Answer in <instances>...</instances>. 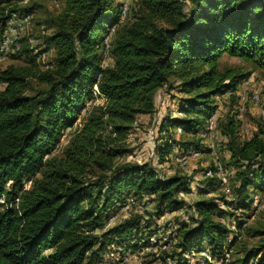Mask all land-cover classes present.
Segmentation results:
<instances>
[{
    "label": "trees",
    "instance_id": "16d2710c",
    "mask_svg": "<svg viewBox=\"0 0 264 264\" xmlns=\"http://www.w3.org/2000/svg\"><path fill=\"white\" fill-rule=\"evenodd\" d=\"M62 2L50 17L53 31L45 47H35L40 48L35 53L22 45V37L12 57L25 56L24 64L0 70V264H101L112 243L139 236L142 223L148 228L153 217L183 208L187 202L179 195L190 192L191 175L162 178L149 162L118 161L133 151L128 135L138 116L155 113L156 93L163 87L185 95L178 98L181 116L166 112L157 131L175 129L189 137L161 140L155 153L162 164L174 144L181 151L204 147L198 133L217 107L213 98L234 92L248 77L239 68L219 70L223 54L264 73V0ZM27 4L0 0V32L12 13L29 11ZM110 27L115 32L100 44ZM49 48L55 52L54 63L41 69L36 60ZM105 53L112 65L102 66ZM94 85L104 102L92 106L72 129L94 96ZM223 116L221 133L236 186L227 194L231 200L209 195L187 205L193 212L191 224L179 225L169 255L185 258L184 264L206 249L224 263L225 250L231 256L238 239L229 238L231 231L215 217L238 214L241 227L253 197L264 194L263 127L241 139L234 114L226 112L218 116L214 133ZM67 129L72 132L61 154H52ZM211 168L215 175L217 168ZM214 175L203 179L208 193L220 183ZM127 193L138 199L148 196L154 210L147 219L133 213L102 229L108 209ZM221 202L232 211H224ZM258 234L264 231L253 232ZM245 252L233 264H253L255 259L264 264V242Z\"/></svg>",
    "mask_w": 264,
    "mask_h": 264
},
{
    "label": "rangeland",
    "instance_id": "374dc122",
    "mask_svg": "<svg viewBox=\"0 0 264 264\" xmlns=\"http://www.w3.org/2000/svg\"><path fill=\"white\" fill-rule=\"evenodd\" d=\"M113 1L114 3L124 5L128 4L131 0ZM27 3V5H29L27 7L29 11H24L23 8L19 9L16 13L19 17L27 14L30 15L29 21L22 33V45H28V48L40 46V48L43 49L45 47L43 45L44 40L53 31L50 17L62 9L63 2L62 0H29ZM123 20L124 19L121 18L119 23L123 24V22H125V20ZM105 29L106 32L102 33L100 36V39H102L100 44L109 41L116 27ZM42 51L44 52L41 53L36 61L41 69L50 68L54 63L53 59L55 52L52 48L47 49V51ZM24 62L25 56L23 55L10 56L0 63V70L4 69L9 64L17 65L24 64ZM112 64L113 59L105 53L102 66H109ZM230 67L242 69L243 72H248L249 75L236 86L232 94L227 96V93L231 92L228 91L222 96H215L213 98L217 107L207 117L204 127L205 130L203 129L198 133L204 146L201 150L189 148V150L181 151L180 148L174 144L168 159L162 164L157 163L155 146L161 142V140L165 139L167 136L182 140H186L189 137L186 135L180 136V132L175 129L162 134H159L157 131L160 120L166 112L171 115L181 116L178 112L180 107L178 98L185 96L180 93L177 88L168 90L163 87L156 93L155 113L152 115H139L128 135V142L132 145L133 151L126 156L118 158V161L122 162L129 160L138 163L149 162L157 169L159 177L162 178H167L173 174L191 175L194 180L191 183L190 192L179 195V197L186 200L187 205L194 200L209 197V195H215L216 197L224 195L231 200V196L227 194H230L232 188L236 186V180L234 167L228 163L229 153L224 146L225 139L221 133V127L225 119L224 116L221 118V122L219 121L220 126L216 128L215 133L214 129L217 120L214 119L216 117L218 119L220 115L218 110L220 108L221 111H223L221 112L222 114L226 115V112L234 114L239 125V137L241 139L250 137L258 127H263L264 129V73L260 69L254 68L250 63L244 62L237 57L223 54L219 59L218 69L223 70ZM34 84L33 82L32 86L35 87L36 85ZM93 92V98L86 101V107L81 114L78 115L77 123L72 129L81 125L86 117L87 111H89L92 106L101 105L104 102V98L101 97L97 91L93 90ZM255 92H260L261 94L255 98V103H253V101H251V95ZM232 95H234V97H232ZM213 114L215 117L210 125L209 119ZM72 129L64 131L60 142L57 144L52 154H61ZM210 132L213 135L212 139ZM181 157L185 158L179 159ZM211 167L217 168L215 175L220 179V183L218 184L219 186L216 185L213 188L211 187L208 193L205 190L207 189V181L203 182V179L206 176L210 177L214 175ZM28 185L29 183H27V186ZM214 188L216 192H213L212 189ZM123 201L124 209L122 206ZM123 201L115 203L113 207L108 209L105 219L106 222L102 229L115 225L120 220L129 217L133 213L143 214L146 216L145 219H147L149 217L147 213L154 210V203L148 196L138 199L133 196L132 193H127ZM224 202H221L222 209H224V211H232L229 209L230 205H225ZM187 205L174 212H165L163 216L153 217L154 220L148 228L142 223L139 236H130L119 243H112V245L106 249L101 264H184L185 258H172L169 255L171 254L172 246L178 241L177 234L179 225L181 223L191 224L193 212ZM112 215L117 216L114 224L110 222V217ZM237 215H222L215 217V219H219L229 228L231 231L229 238L236 235L238 239L231 256L230 250H228V252L225 250V262H216L217 260L213 259L206 249L200 252V255H202L200 257L188 256L189 264H233L234 259L245 255V250L251 249L264 242V235H253L254 231H264V194H258L257 197H253L251 212L247 214L241 227L237 226ZM204 259H206L207 262H204ZM255 263H257L256 259L253 260V264Z\"/></svg>",
    "mask_w": 264,
    "mask_h": 264
},
{
    "label": "built area",
    "instance_id": "2783aa9c",
    "mask_svg": "<svg viewBox=\"0 0 264 264\" xmlns=\"http://www.w3.org/2000/svg\"><path fill=\"white\" fill-rule=\"evenodd\" d=\"M29 0H19V3L21 4H27ZM124 17V11L123 16ZM30 18V15H24L19 17L16 13H12L8 21L6 22L5 27L0 32V63L3 62L8 57L15 54L21 47V42L19 41L22 38V33L24 30V27L28 23ZM37 48H34V52H37ZM247 82V81H246ZM93 89L97 91V86L94 85ZM233 92L227 93V96L232 94ZM261 93L255 92L253 95H251V101L255 103V98L259 96ZM262 111V110H261ZM221 108L218 110V113H221ZM217 120V117L214 119ZM211 139L213 135L210 132ZM185 157H181L179 159H184ZM122 206L124 209V201L122 202ZM117 219L116 215H112L110 217V222L115 223ZM229 249H226V252H228Z\"/></svg>",
    "mask_w": 264,
    "mask_h": 264
},
{
    "label": "bare ground",
    "instance_id": "6f19581e",
    "mask_svg": "<svg viewBox=\"0 0 264 264\" xmlns=\"http://www.w3.org/2000/svg\"><path fill=\"white\" fill-rule=\"evenodd\" d=\"M215 117V115L213 114V115H211V117H210V121H209V123H210V125L212 124V121H213V118ZM211 128V127H210ZM209 129V128H208ZM205 130V129H204ZM210 130V129H209Z\"/></svg>",
    "mask_w": 264,
    "mask_h": 264
}]
</instances>
